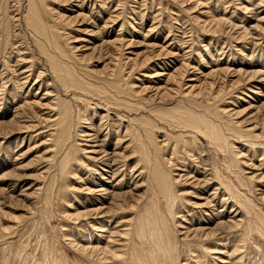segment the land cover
I'll return each mask as SVG.
<instances>
[{
	"label": "rangeland",
	"instance_id": "rangeland-1",
	"mask_svg": "<svg viewBox=\"0 0 264 264\" xmlns=\"http://www.w3.org/2000/svg\"><path fill=\"white\" fill-rule=\"evenodd\" d=\"M0 264H264V0H0Z\"/></svg>",
	"mask_w": 264,
	"mask_h": 264
},
{
	"label": "bare ground",
	"instance_id": "bare-ground-1",
	"mask_svg": "<svg viewBox=\"0 0 264 264\" xmlns=\"http://www.w3.org/2000/svg\"><path fill=\"white\" fill-rule=\"evenodd\" d=\"M46 31V30H45ZM45 34V33H44ZM46 34H48V33H46ZM49 35V34H48ZM54 35V34H53ZM45 36V35H44ZM56 38V37H55ZM55 52V51H54ZM49 53V52H48ZM51 59V58H50ZM51 62V61H50ZM49 62V63H50ZM53 62V61H52ZM51 62V63H52ZM54 63V62H53ZM68 72V71H67ZM66 81V80H65ZM60 112H62V111H60ZM64 113V112H63ZM183 117V116H182ZM60 118H61V116H60ZM60 118H59V121H58V124H60V122H62V121H60ZM186 118L188 119H186V122L189 124V125H191V127L192 128H194V129H198L199 131H202L203 133H205V135H207V136H209L211 139H214V135H215V132H214V124H209V121H208V123L206 122L207 120L206 119H204V120H201L200 119V117H194V115L193 116H191V115H187L186 116ZM239 129V128H238ZM244 129V128H243ZM247 131V130H246ZM217 135V134H216ZM222 135V134H221ZM217 138V137H216ZM219 138H220V136H219ZM224 138V137H223ZM67 139V138H66ZM176 151V150H175ZM169 194V193H168ZM208 202V201H207ZM209 203V202H208ZM207 204V203H206ZM208 234V233H207ZM158 244V243H157ZM162 244V243H161ZM160 245V244H159ZM163 247V246H162ZM161 247V248H162ZM170 249V248H169ZM168 249V250H169ZM159 250H161L162 251V249H159ZM158 251V250H157ZM160 251V252H161ZM170 251V250H169ZM163 252H166V250H164ZM167 253V252H166ZM166 253H165V255H166ZM152 255V254H151ZM158 255V254H157ZM167 255H168V253H167ZM154 258H156V257H154ZM169 259V258H168ZM167 259V260H168ZM156 260V259H155ZM156 262H157V260H156Z\"/></svg>",
	"mask_w": 264,
	"mask_h": 264
}]
</instances>
